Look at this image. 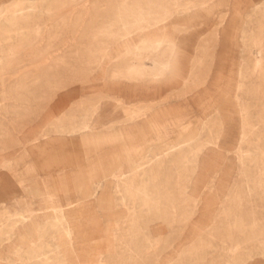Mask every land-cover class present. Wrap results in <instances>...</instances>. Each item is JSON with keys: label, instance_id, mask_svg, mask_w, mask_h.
Returning a JSON list of instances; mask_svg holds the SVG:
<instances>
[{"label": "rangeland", "instance_id": "obj_1", "mask_svg": "<svg viewBox=\"0 0 264 264\" xmlns=\"http://www.w3.org/2000/svg\"><path fill=\"white\" fill-rule=\"evenodd\" d=\"M0 264H264V0H0Z\"/></svg>", "mask_w": 264, "mask_h": 264}, {"label": "bare ground", "instance_id": "obj_2", "mask_svg": "<svg viewBox=\"0 0 264 264\" xmlns=\"http://www.w3.org/2000/svg\"><path fill=\"white\" fill-rule=\"evenodd\" d=\"M164 41H165V43H168L167 40H164ZM173 54H174L173 50H170V52H167L165 59L162 60V62H161V67H160L161 69L159 68L160 69L159 71H161V73L158 74L159 76L165 75L172 68L173 65L171 63V61H172L171 57H173ZM234 70H233V72L235 73ZM228 72L231 73L232 71L231 72L228 71ZM219 92H222V91H219ZM223 92H222V94L221 93L220 94L223 95ZM223 97L220 96V100L222 101L224 99V103L226 105L227 96H225L224 98ZM221 98H223V99H221ZM206 114H204V115L206 116ZM207 117H208V115H207ZM158 120H156L154 124L151 122L150 130L155 135V133L158 131V129L163 128L164 132L166 133L165 135H168V131H170L171 129H168V125L163 124L164 121L162 123V120L160 122ZM202 122H204L203 117H202ZM189 126H186V128L187 127L189 128ZM188 128H187V131H188ZM173 130H172V132H173ZM148 131L149 130L142 129V127H140V126L136 127V129H133L130 132H127L125 130L123 131L121 129L120 134H119L120 135L119 139H121L122 142H123V140L127 141L128 146H126L124 142H123L124 143L123 145H125L124 146L125 148H122V149H119L120 145H114V146H117V149L115 152L116 154H114L116 157H114L112 160V166L114 167L113 162H115L117 160V155H119V157L128 156V157L136 158V156H135V153L137 152L136 149L139 147V145L143 141L142 140L143 136H145V137L147 136ZM189 132H188V134H191ZM104 133H106V132H104ZM98 135H100V134L98 133V134L94 135L93 137L87 139V141H85L83 143L89 144L94 139H95L94 142L97 143L98 137H99ZM182 137H184V136H182ZM174 141L176 142L177 140L175 139ZM173 147H175V145L169 146L167 148V150L165 151V153L168 150L172 149ZM138 166L140 167L141 165H138ZM109 174H110V171L108 172V171L103 170L100 172V174H97L96 177L83 178V179H80L77 181L75 180L74 183H72V181H68V184L65 185V188L57 187L56 190L52 191L53 193L50 194L51 201H48L40 209L41 211H43V213H45L44 217H46V219H47L45 226H47V225L48 226H58V227L63 226V228H61L63 230V233H65L66 238H68L70 241H72L73 229H72V226L68 223V221H66V215L68 214L67 212H68L70 206H73V205L83 201L84 199H86L87 195H88V188L90 187L93 189V188H95L94 186L100 187L101 185L104 184V182H103V184H101V182H102L101 179L108 177ZM90 175H94V174L91 173ZM68 201H72V202L67 204L66 202H68ZM31 218L32 217L26 219V221H24L23 223L29 222Z\"/></svg>", "mask_w": 264, "mask_h": 264}]
</instances>
